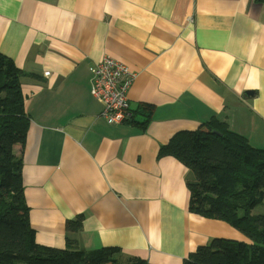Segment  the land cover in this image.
<instances>
[{"label": "crops", "instance_id": "crops-1", "mask_svg": "<svg viewBox=\"0 0 264 264\" xmlns=\"http://www.w3.org/2000/svg\"><path fill=\"white\" fill-rule=\"evenodd\" d=\"M0 53L24 71L30 126L14 154L39 244L183 264L213 238L248 240L190 212L188 168L158 155L212 118L264 148V0H0ZM106 55L136 73L146 130L102 116L90 67Z\"/></svg>", "mask_w": 264, "mask_h": 264}, {"label": "trees", "instance_id": "trees-1", "mask_svg": "<svg viewBox=\"0 0 264 264\" xmlns=\"http://www.w3.org/2000/svg\"><path fill=\"white\" fill-rule=\"evenodd\" d=\"M23 75L0 53V264H150L118 246L87 250L68 237L66 248L60 249L36 241L24 192L23 157L14 154L16 145H25L30 126ZM131 111L124 123L146 130L154 107L139 104ZM158 156H173L188 168L190 212L226 221L248 238H213L183 264H264V213L253 212L264 201V148L212 118L195 130L174 134ZM83 218L68 220L67 230L78 231Z\"/></svg>", "mask_w": 264, "mask_h": 264}, {"label": "built area", "instance_id": "built-area-1", "mask_svg": "<svg viewBox=\"0 0 264 264\" xmlns=\"http://www.w3.org/2000/svg\"><path fill=\"white\" fill-rule=\"evenodd\" d=\"M91 71V94L102 104V116L110 124H121L132 115L129 90L136 73L112 56H104Z\"/></svg>", "mask_w": 264, "mask_h": 264}, {"label": "rangeland", "instance_id": "rangeland-1", "mask_svg": "<svg viewBox=\"0 0 264 264\" xmlns=\"http://www.w3.org/2000/svg\"><path fill=\"white\" fill-rule=\"evenodd\" d=\"M254 213L256 214H263L264 213V201L260 204H258L255 208H254ZM26 264V263H23Z\"/></svg>", "mask_w": 264, "mask_h": 264}, {"label": "water", "instance_id": "water-1", "mask_svg": "<svg viewBox=\"0 0 264 264\" xmlns=\"http://www.w3.org/2000/svg\"><path fill=\"white\" fill-rule=\"evenodd\" d=\"M248 93H250V92H248ZM217 132V131H216Z\"/></svg>", "mask_w": 264, "mask_h": 264}]
</instances>
